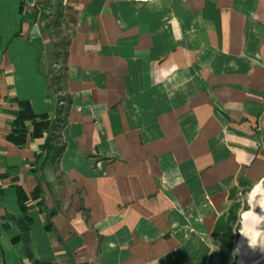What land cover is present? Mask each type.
<instances>
[{
    "label": "crops",
    "instance_id": "obj_1",
    "mask_svg": "<svg viewBox=\"0 0 264 264\" xmlns=\"http://www.w3.org/2000/svg\"><path fill=\"white\" fill-rule=\"evenodd\" d=\"M37 1L0 0V264H219L264 179V0H67L61 69ZM19 100L62 128L14 143Z\"/></svg>",
    "mask_w": 264,
    "mask_h": 264
},
{
    "label": "trees",
    "instance_id": "obj_2",
    "mask_svg": "<svg viewBox=\"0 0 264 264\" xmlns=\"http://www.w3.org/2000/svg\"><path fill=\"white\" fill-rule=\"evenodd\" d=\"M69 101H67V104ZM19 110L15 118L16 125L12 128L9 138L16 144H21L25 138V122L29 121L32 124L30 135L32 137H41L44 133L48 135L53 132H58L64 123L67 107L61 108L58 112L61 117L50 119L47 114H36L33 112L27 100L18 101ZM51 139L48 137L43 144V149L51 152V155L57 159L63 150V146L56 147L54 143H50ZM233 188L229 191V199H233V193L236 191ZM243 191H241V194ZM21 209L24 211L23 205L24 195H19L18 198ZM239 203L234 201L228 210L222 214L215 223L212 234L219 237V249L215 252L218 257L219 264H233L234 261V247L235 242L239 236L240 223H239ZM247 210L245 204L242 205L241 211Z\"/></svg>",
    "mask_w": 264,
    "mask_h": 264
},
{
    "label": "rangeland",
    "instance_id": "obj_3",
    "mask_svg": "<svg viewBox=\"0 0 264 264\" xmlns=\"http://www.w3.org/2000/svg\"><path fill=\"white\" fill-rule=\"evenodd\" d=\"M37 7L35 8V11L38 15L40 25L42 28H44L49 36V39L52 42L53 49L56 48L58 51V66L61 69L62 60H63V51L65 49L66 43H67V34L64 33L63 27L61 26V18L64 13L69 15L67 11L69 10V4L67 0H38ZM57 67L52 68V72L55 70L57 71ZM249 192L248 188H244ZM240 189H237L233 193V199L230 202V205L234 201H238L239 203V209L238 213L239 216L241 214V207L243 204H245V198L247 196V193L238 194ZM258 208V207H257ZM256 208V209H257ZM212 245L215 249L219 248V237L214 236L212 239ZM238 259H234L233 264L237 262Z\"/></svg>",
    "mask_w": 264,
    "mask_h": 264
},
{
    "label": "clouds",
    "instance_id": "obj_4",
    "mask_svg": "<svg viewBox=\"0 0 264 264\" xmlns=\"http://www.w3.org/2000/svg\"><path fill=\"white\" fill-rule=\"evenodd\" d=\"M247 204V210L240 214L239 233L250 249L264 251V179L254 184L248 193ZM257 207L261 210L259 213L256 212Z\"/></svg>",
    "mask_w": 264,
    "mask_h": 264
}]
</instances>
